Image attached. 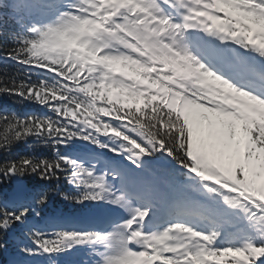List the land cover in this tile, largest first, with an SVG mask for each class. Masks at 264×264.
<instances>
[{
  "label": "snow or ice",
  "instance_id": "1",
  "mask_svg": "<svg viewBox=\"0 0 264 264\" xmlns=\"http://www.w3.org/2000/svg\"><path fill=\"white\" fill-rule=\"evenodd\" d=\"M46 22L25 24L8 58L52 75L0 92L56 116L9 117L0 147L28 137L54 159L22 157L0 177L67 174L78 202L104 201L127 215L104 231L31 232L29 256L75 246L98 264H264V0H46ZM82 139L136 168L163 154L191 184L185 209L158 219L155 189L132 195L95 166L61 154ZM47 195L40 193L37 204ZM30 209L0 204V232Z\"/></svg>",
  "mask_w": 264,
  "mask_h": 264
},
{
  "label": "trees",
  "instance_id": "2",
  "mask_svg": "<svg viewBox=\"0 0 264 264\" xmlns=\"http://www.w3.org/2000/svg\"><path fill=\"white\" fill-rule=\"evenodd\" d=\"M46 0H0V54L8 56V53L15 48L16 42L14 36L20 31L17 24V16L24 19V23H32L38 21L39 17L48 19L49 8L45 7ZM42 80L52 82V76L45 75L33 70H29L21 65L10 61L0 60V88L11 87L13 84L29 83L38 84ZM47 108V107H46ZM48 109V108H47ZM0 114L7 115L10 118L13 116H38L56 118L51 111L44 112L39 107L38 103L21 99L16 95H9L6 92H0ZM6 132V126L0 122V137ZM97 146L82 139H74L66 146L60 147L61 154L79 158L83 161V156L79 152H86L87 148ZM56 150L51 144H45L35 137H28L21 141H13L6 147H0V166L8 161L19 160L22 157L46 158L54 159ZM166 164L171 158L163 154L155 155ZM87 165V164H86ZM167 169L166 167H164ZM165 169H161L164 171ZM164 175V173H162ZM142 176L137 180L136 188L146 191L149 185L147 181L155 183L160 180L167 181V177L161 176V173H150V178L146 179ZM160 175V176H157ZM67 174L59 173L58 178L50 180L41 179L38 174H28L22 176L24 179V190L21 195H12V179L11 177H0V204L8 208H17L21 205L27 206L30 209L29 216L24 225H16L7 232H0V264H13L17 262V253L21 251L27 242L22 235L23 231L31 235L32 231H41L46 233L49 230H68L73 231L70 227H60L59 225L65 222H54L49 218V215L54 214H69L67 223L73 225L79 221L75 219V215L80 214L85 219V224L89 230H94V226L98 222H103L110 229L113 224V213L118 208L104 201H85L78 202L76 197L79 195V190L69 183L66 178ZM175 181H169V185L174 187L177 182L188 178L184 169L174 173ZM156 186V185H154ZM40 193L47 195V201L44 204H37L36 199ZM191 195L190 192L187 196ZM10 196L16 198L14 202L10 200ZM185 207V199L181 201ZM67 212V213H64ZM44 218V220H43ZM85 250V246H75L74 248L58 254V259L61 261L67 257L70 263L73 264V259H81V251ZM99 251V249H97ZM42 259L47 262V256L37 255L29 256L25 254L23 264H40L38 260ZM21 263V264H22ZM58 263V260L56 262Z\"/></svg>",
  "mask_w": 264,
  "mask_h": 264
},
{
  "label": "water",
  "instance_id": "3",
  "mask_svg": "<svg viewBox=\"0 0 264 264\" xmlns=\"http://www.w3.org/2000/svg\"><path fill=\"white\" fill-rule=\"evenodd\" d=\"M14 181H15V188L14 191L15 192H20L23 188V180L20 176H15L14 177Z\"/></svg>",
  "mask_w": 264,
  "mask_h": 264
},
{
  "label": "rangeland",
  "instance_id": "4",
  "mask_svg": "<svg viewBox=\"0 0 264 264\" xmlns=\"http://www.w3.org/2000/svg\"><path fill=\"white\" fill-rule=\"evenodd\" d=\"M130 174H132V173L130 172ZM136 176H139V174H137ZM115 218L118 219V220L120 219L119 216L118 217H115Z\"/></svg>",
  "mask_w": 264,
  "mask_h": 264
}]
</instances>
